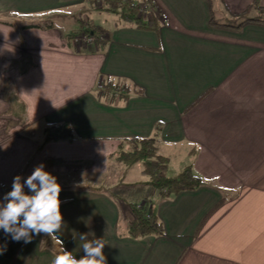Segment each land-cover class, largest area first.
Instances as JSON below:
<instances>
[{"label":"crops","instance_id":"obj_1","mask_svg":"<svg viewBox=\"0 0 264 264\" xmlns=\"http://www.w3.org/2000/svg\"><path fill=\"white\" fill-rule=\"evenodd\" d=\"M150 1L158 29L105 10L108 25L86 17L106 31L93 52L67 39L79 26L66 17L95 16L86 0H0V184L44 164L62 186L64 220L58 239L25 243L0 229V264H52L63 248L79 259L84 233L104 238L107 264H264V23L215 27L209 0ZM252 1L211 3L222 18ZM65 120L76 138L43 143L46 124ZM157 132L172 169L191 162L209 184L165 198L141 164L114 155L121 139ZM144 201L163 234L126 233Z\"/></svg>","mask_w":264,"mask_h":264},{"label":"trees","instance_id":"obj_2","mask_svg":"<svg viewBox=\"0 0 264 264\" xmlns=\"http://www.w3.org/2000/svg\"><path fill=\"white\" fill-rule=\"evenodd\" d=\"M86 1L94 8L117 14L121 20L132 23L139 28H159V22L153 14L154 11H152L149 17H144L140 14L139 2L137 1L103 0L105 6L102 8L97 6L98 0ZM142 1L149 3L153 10L156 8V4L150 0ZM211 1L209 0L211 4V18L209 23L211 26L241 30L246 24L251 22L264 23V5L261 4L260 0H253L244 11L232 17L222 18L215 15ZM78 21L80 23L79 28L67 35L69 41L81 33H88L98 38L106 33L102 26L90 23L86 25L85 21H81L80 18H78ZM53 26L50 20L42 22L31 21L21 25L23 28L38 27L43 29ZM110 90L109 85H106L104 91L108 92ZM43 135V143L59 140L72 142L76 138L74 128L69 120L46 124L43 129ZM158 142V132L150 137H125L121 139V143L114 155L118 161L127 167L141 164L142 173L148 176V184L159 189L161 195L165 198L173 197L180 192L195 190L200 186L209 184L206 179L195 172L191 162H187L180 170H173L169 158L158 152ZM41 148L42 144L39 149ZM195 154L196 151L192 153V155ZM110 191L112 192V190ZM133 215V219L126 230L128 235L137 238L151 234H163L165 232L162 222L146 206H139L138 203L133 204ZM58 252L60 253L61 251Z\"/></svg>","mask_w":264,"mask_h":264},{"label":"clouds","instance_id":"obj_3","mask_svg":"<svg viewBox=\"0 0 264 264\" xmlns=\"http://www.w3.org/2000/svg\"><path fill=\"white\" fill-rule=\"evenodd\" d=\"M17 175L12 190L0 201V229L11 235L14 241L31 242L33 235L41 233L58 239L57 233L63 227L60 194L62 186L57 177L45 170L44 164L22 182ZM27 187L28 192H25ZM6 201V203H5ZM84 256L77 259L65 250L55 255L52 264H107L104 255V238L88 239V234L79 236Z\"/></svg>","mask_w":264,"mask_h":264},{"label":"rangeland","instance_id":"obj_4","mask_svg":"<svg viewBox=\"0 0 264 264\" xmlns=\"http://www.w3.org/2000/svg\"><path fill=\"white\" fill-rule=\"evenodd\" d=\"M97 6L99 8H102V7L105 6V3L103 2V0H98ZM96 10H97L96 12H93V14H95V16H93L94 19L92 18L91 14H87V13H85L83 15L76 16L77 18L75 17V19L70 18V17H66V18L70 19L71 22H72V25L75 26V27H78L80 25V23L78 21V18L79 17H80V20L83 21V22L86 20V17H87L88 18L87 20H90V21H93V22H95V21L96 22H101L103 24L108 25L109 23H106L105 22V20H106L105 18H106V16H108L106 14V12H104L103 10H102L103 12H101V9L100 10L99 9H96ZM101 37H102V39L99 40V42H98L99 44L102 41H105L106 40V35L105 34L101 35L99 38H101ZM94 52H96V51H94ZM0 89H1V86H0ZM121 92H123V90ZM0 116H2V115H0ZM1 119H2V117H1ZM4 120L9 121V122H12V123L17 122V121H20V120H22L24 122V115L23 114H18V117H17L11 111H7V112H5V119ZM39 131H41L40 128L37 129V133ZM104 177H105V180H109V181H111L112 178H113L112 177V174L111 175L108 174L107 177L105 175ZM90 178H92L93 180H97L98 182L101 180V179H99L100 177H98V176H92ZM11 190H12V184L11 185H9V184H0V200H3L5 194H7L8 192H10ZM25 192L27 193L28 190H25Z\"/></svg>","mask_w":264,"mask_h":264},{"label":"built area","instance_id":"obj_5","mask_svg":"<svg viewBox=\"0 0 264 264\" xmlns=\"http://www.w3.org/2000/svg\"><path fill=\"white\" fill-rule=\"evenodd\" d=\"M139 2V11L144 17H149L153 11L152 6L144 1ZM102 39L88 33H81L73 38V42L79 49H88L89 51H97L99 49V40ZM100 89H104L105 85L100 84ZM119 94V92H117ZM185 144L190 145V141L186 140ZM146 206V201L139 204V206Z\"/></svg>","mask_w":264,"mask_h":264}]
</instances>
